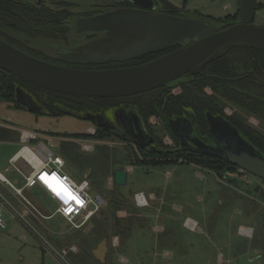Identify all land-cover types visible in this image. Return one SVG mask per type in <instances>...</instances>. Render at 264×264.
Segmentation results:
<instances>
[{
  "label": "rangeland",
  "instance_id": "1",
  "mask_svg": "<svg viewBox=\"0 0 264 264\" xmlns=\"http://www.w3.org/2000/svg\"><path fill=\"white\" fill-rule=\"evenodd\" d=\"M156 1L163 7L164 0ZM165 1L179 9H184L188 14L198 13L213 19L235 15L239 7L238 0ZM255 2L263 4L264 0H255ZM123 19L125 18L122 17L121 20ZM129 21L131 20L127 19L128 23ZM253 23L264 26V4L256 8ZM135 32H139L136 36L137 40L142 41V36H145L146 32L140 27L136 28ZM135 42L133 40L134 45H136ZM142 45L137 44V47ZM62 46L64 44H31V47L40 49L50 56ZM43 53L38 55L43 58ZM176 90L178 88L173 91ZM123 115L130 120L135 118L136 112L129 108L121 111L120 114L110 113L109 116L119 129L127 132L123 124L125 120ZM252 118L254 123L258 120ZM5 119L11 121L19 131L25 129L36 132L38 138L31 142L37 144L43 142L53 155H60L58 145L63 136L81 135L94 128L93 123L87 119L69 114L57 117L38 114L0 101V122ZM157 120L155 116L149 117L152 128L161 135ZM260 124L263 127L261 131L264 132V123L260 122ZM75 140L79 144L83 142L93 144L94 150L95 141L84 138H75ZM164 140L169 141L165 135H162V147L168 144ZM101 142L107 143L110 148L133 147L136 149L135 145L115 136L105 138ZM168 145L171 146L170 143ZM19 146L20 143L15 142V139L11 143L2 141L0 150V171L15 186H21L23 180L8 158ZM93 150L87 153L90 154ZM144 158L151 159L146 156ZM125 168L128 171L127 183L124 186L113 185L112 177H108L105 187L110 191L112 189V193L118 195L115 200L118 199L122 204L127 201L129 205L127 209L116 206V202L110 201L107 194L98 191L104 198V207L93 214V216L103 217L110 212V221L113 222L112 213L118 207L119 209L114 212L115 215L117 217L126 215L125 218L130 219L127 222V224L131 223L129 225L131 229L127 234L126 247L118 245L116 241L113 245L117 236L111 230L105 236L108 239L106 261L108 259L110 264H264V192L253 195L228 183L226 177L221 178L213 171L194 163L172 162L156 167L134 165ZM64 170L75 180L87 178L89 174L88 169L80 170L68 163L64 165ZM262 188L264 189V183ZM0 191L8 198L9 194L1 186ZM139 191L143 192L148 200V205L145 207L139 208L134 203L133 193ZM89 193L94 196L97 191L91 186ZM149 193L153 194L152 198ZM37 197L47 212L51 213L54 205L50 203L47 194L41 190ZM105 207L107 211H104ZM1 217L6 227L0 228V234L7 236H4L3 240L1 239L3 236L0 238L1 258L6 254L2 264H61V262L72 264L67 252L78 251L80 239L84 236L91 241L90 232L94 226L93 222L88 220L79 230L72 229L62 217L55 215L54 218L45 219L46 224L40 228L35 223V225L30 223L39 232L38 236L43 239L36 240L32 233L16 225L17 223L8 225L4 214ZM191 219L196 222L193 228L185 223ZM53 221L57 225H52ZM240 225L252 228L251 244H248L249 238L238 235ZM53 239L58 242L57 248L60 252L56 254V257L61 262L49 255L48 251L43 250L44 242H54L53 244L56 245ZM228 241L233 245L231 251L224 247ZM72 247L75 251L69 249ZM60 249H64L67 254L61 253ZM220 252H222L221 255Z\"/></svg>",
  "mask_w": 264,
  "mask_h": 264
},
{
  "label": "trees",
  "instance_id": "2",
  "mask_svg": "<svg viewBox=\"0 0 264 264\" xmlns=\"http://www.w3.org/2000/svg\"><path fill=\"white\" fill-rule=\"evenodd\" d=\"M263 4L256 3V8H260ZM165 6L172 10V12L178 10V7H175L168 1H165ZM237 16L238 14L227 15L223 18H218V22L221 21V24H224L222 27H225L234 23L237 20ZM59 22L57 16L43 5L29 8V6H24L13 0H0V38L33 56L42 58L38 54L42 55L43 52L40 49L31 47V44L22 43L27 38L30 39L36 36L45 37L50 32H53L54 29L55 31H59ZM156 56L151 55L143 58L136 56L126 61L108 60L106 62H91L71 61L43 53L42 59L80 68H109L140 64ZM248 59H254L251 63L259 70L258 72L262 76L260 78L263 79L264 48L256 49L242 44L234 46L224 56L209 62L205 65L201 73L185 74L183 76L184 79L176 85L165 84L146 92L121 97H88L56 92L26 82L0 69V101L12 104L16 108H22L16 102L17 90L21 89L35 103L38 110L34 111L35 113L54 117L69 114L83 119H85L84 115L86 113L110 114L111 111L117 112L119 109L126 110L132 108L135 110L141 125L154 138L155 143L158 146H162V135H166L163 132L166 129L165 121L166 119L177 116L190 118L191 122L199 128L203 124L206 125L205 112L223 113L227 106H235L245 115L252 116L264 123V80H247L250 85H245V78L250 76L247 70L252 69V66L247 65ZM241 65L244 67L242 75L246 77H243L242 80L240 78L241 83L240 81L239 83L240 87H246L247 92H245V89H236L238 77L236 78L235 72L238 67H242ZM206 86H209L211 91H205ZM174 87H179V91L172 92ZM150 116H155L163 125L164 129H158V131L161 130V135L152 128L153 126L149 122ZM239 117L242 119L241 115ZM3 123L12 126V122L6 119L3 120ZM92 123L95 129L94 134L83 133L81 135L63 136L58 145L60 152V155H58L64 159L65 164L68 163L70 166L80 170L88 169L89 174L87 178H84L89 180L90 186L95 188L97 193L99 191L107 194L110 197V201L114 200L116 206H121L124 209H127L129 205L126 203L122 204L118 199L115 200V197H118V195L113 194L112 189L110 191L105 187L107 178L112 177L113 171L116 168L133 167L134 165L156 167L172 162H186L211 169L219 177L223 178V170L229 169L227 166H231L229 163L221 160L199 156H189L184 157L182 160H172L168 158L169 156H166L167 152L163 149L161 152H155L141 147H138V151L133 147L110 148L107 143H102L101 141L110 136L117 138H120V136L110 129L99 126L94 122ZM2 130L4 129L0 127V137ZM249 132L252 142L261 148L264 143V134L262 131L252 125L249 128ZM18 134L15 129L7 131V137L10 139H18ZM75 138L95 141L93 152L88 154L81 151L80 144ZM145 156L151 157V159H146L144 158ZM107 208L104 211H107ZM118 209L116 207L115 211ZM114 212L111 218L113 222L110 221V212L107 215H103V217L92 216L89 219L94 224L90 232L91 241L87 236H84L80 239L78 251L67 252L72 264H110L108 259L104 263H99L92 255L91 250L101 239L110 233V230L118 238H122V234H128L130 232L131 227L129 225L131 223L127 224L130 219L125 218L126 215L117 217ZM72 229L79 230L80 228Z\"/></svg>",
  "mask_w": 264,
  "mask_h": 264
},
{
  "label": "water",
  "instance_id": "3",
  "mask_svg": "<svg viewBox=\"0 0 264 264\" xmlns=\"http://www.w3.org/2000/svg\"><path fill=\"white\" fill-rule=\"evenodd\" d=\"M130 1L141 6L142 9H152L154 3L152 0ZM238 4L237 20L225 27H222L224 24L214 25L198 18L165 16L161 21L170 24L171 42L184 45L140 64L109 68L67 66L33 56L0 38V69L49 90L88 97H121L146 92L165 84L176 85L184 79L186 73L199 74L207 63L224 56L234 46L245 44L251 48H264V26L253 23L255 0H238ZM141 11L143 13V10ZM146 17L150 20L148 16ZM142 18L144 17L136 18V26L142 24ZM159 21L153 18L150 24L153 23L155 26ZM125 37L127 38V35ZM137 48V44H129V42L92 44L90 49L84 47L81 50L63 53L59 57L71 61L106 62L136 57L147 51V48ZM16 102L29 111H38L32 99L21 89L17 90ZM123 110L119 109L116 113L120 114ZM84 118L104 128L108 127L102 113H86ZM123 118L127 119L124 115ZM208 118L209 121L213 120L212 124L217 120L209 114ZM130 123L134 133L141 136L144 127L137 114L135 118L130 119ZM166 123L170 128V124L178 123L184 125L188 132L193 130L190 120L186 117L166 119ZM223 124L231 130V133L228 132L225 138L218 140L215 147L204 144L198 137L193 139L189 137L194 144L192 149L218 156L264 179V153L227 121L224 120ZM113 132L117 133V130ZM143 139L144 144L142 141L138 143L141 147L148 146L153 141L150 135ZM127 171L126 168H116L112 175L113 184L124 186L127 183ZM107 251L108 239L104 237L91 252L99 263H104Z\"/></svg>",
  "mask_w": 264,
  "mask_h": 264
},
{
  "label": "flooded vegetation",
  "instance_id": "4",
  "mask_svg": "<svg viewBox=\"0 0 264 264\" xmlns=\"http://www.w3.org/2000/svg\"><path fill=\"white\" fill-rule=\"evenodd\" d=\"M20 4H23L24 6H29V8L32 7H40L41 5L49 8L59 19V26L60 30L50 32L45 37H34L30 38L23 42L22 44H64L61 49H57L54 51L53 56L59 57L63 53H68L71 51H77L81 50L84 47H88L90 49V46L92 44H126V42L129 44H133V40L136 41V44H143L137 49H146L145 53L138 55L137 57H148L151 55H161L163 53H166L176 47L182 46L184 44L180 43H173L172 40V34L170 32V24L165 23V21H161L164 19L165 16H176V17H183V18H190V17H197L198 19L205 20L211 24L217 25L220 24L219 19H213L209 17H204L200 14H188L184 9L176 10L175 12H172V10L168 9L165 6V0L163 3V7L159 6L156 0H152L154 3L153 8H147L142 9L141 6L134 4L130 0H13ZM239 8V7H238ZM143 10V13L142 11ZM136 12H141L140 14H137ZM238 13V9L235 12V15ZM164 15V16H163ZM234 15V14H233ZM148 16L150 20L153 18L159 19V23L155 24L153 26V23L150 24V20L146 17ZM201 16V17H200ZM124 17L125 19L121 20V18ZM142 18L141 23L138 24V26L135 25L136 18L139 19ZM127 19H130L129 23L127 22ZM148 22V23H146ZM142 28L146 34L143 37L142 41H138L136 36L139 35V32H135L136 28ZM130 31L131 33H129ZM127 35V38L125 37ZM112 36V38H111ZM21 44V43H20ZM73 44V45H70ZM52 56V55H51ZM130 58H124L120 60H128ZM254 60V59H253ZM253 60L248 59L247 65L252 66V69H249V75L247 78H245V85L250 83L247 80H255L258 81L259 79H262V77L259 74V70L254 67V65L251 63ZM243 62V61H242ZM208 64V63H207ZM206 64V65H207ZM242 66V65H241ZM205 67V66H204ZM203 67V69H204ZM244 67H238L235 74L236 78L238 77L236 83V89H245V92H247L246 87L242 88L240 87V83L243 77L242 73L244 72ZM254 68V69H253ZM202 69V71H203ZM201 71V72H202ZM200 72V73H201ZM190 73V72H188ZM186 73V74H188ZM192 74V73H191ZM241 78V79H240ZM240 79V80H239ZM264 80V78L262 79ZM240 81V83H239ZM175 88H178V90L173 91ZM172 92H178L179 87H174ZM205 91H211V88L209 86L205 87ZM249 92V91H248ZM129 109V108H128ZM127 110V109H126ZM114 111H111L110 113H113ZM109 114V113H108ZM108 114H104L105 120L108 124L107 129H110L112 131L117 130V134L120 136V138L128 140L127 142L129 144L135 145V150H139V141H142L144 144V137H148L149 133L148 130L144 127L143 134L141 136H137L136 133H134V130L131 127V123L129 119L124 120L123 124L127 129V132L123 131L122 129H119L115 123H113L111 120L112 117H110ZM208 114L212 117L217 118L215 122L212 124V121H209ZM239 115H241L242 119H240ZM179 117H186V116H177L174 118ZM169 118V119H174ZM188 118V117H186ZM190 120V118H188ZM224 120L227 121L232 127H234L236 130H238L244 138H246L250 143H252L255 147H257L260 151L264 153V143L263 146L260 148L256 144H254L250 137L249 128L253 125L259 130H263L262 125L257 120L254 123V120L252 116L245 115L240 109L237 107H226L223 111V113H210L205 112V121L206 125L203 124L199 128L194 125L191 120V125L193 130L191 132H188L182 124H170L171 128L168 127L166 121V129H164L163 125L160 123V121L157 120L156 123L159 124L160 129H164L163 132L166 133L165 137L169 140L165 143H170L171 146L166 144L167 146H158L155 143V140L153 138V141L150 145L141 147L143 149H146L148 151H155V152H161V150H165L167 152L166 156H169V159L172 160H182L184 157H203L208 159H217L224 162L229 163L231 166L229 169L223 170V175L226 177V181L240 189H243L245 191L250 192L251 194L255 195L257 193L264 192V189L262 188V184L264 183V179L251 173L246 170L241 169L237 165L230 163L222 158H219L215 155H210L206 153L197 152L196 150H193L194 144L189 139H193L194 137H198L204 144L212 145L215 147L217 144V141L221 138H225L226 134L228 132L231 133V130L225 126ZM242 123H240V122ZM215 127V128H214ZM225 128V129H224ZM94 129V128H93ZM184 131V132H183ZM189 134H186V132ZM95 132V129H94ZM229 133V134H230ZM264 134V132L262 131ZM151 136V135H150ZM140 138V140L138 139ZM211 170V169H209ZM213 171V170H211ZM215 174H217L215 171H213ZM128 204V202H125ZM128 235L126 233L122 234V238L120 237V240L118 238V245H122L123 247H126Z\"/></svg>",
  "mask_w": 264,
  "mask_h": 264
},
{
  "label": "built area",
  "instance_id": "5",
  "mask_svg": "<svg viewBox=\"0 0 264 264\" xmlns=\"http://www.w3.org/2000/svg\"><path fill=\"white\" fill-rule=\"evenodd\" d=\"M90 132L93 133L94 130H90ZM37 138L36 132L21 129L19 131L20 147L9 158V162L23 176L24 187H40L55 205L51 213H39L41 218L49 219L54 215H58L71 228H80L103 206L104 198L99 193L94 196L90 195L91 186L88 179L83 178L78 181L66 173L64 159L59 155H53L46 144L31 142L37 140ZM80 149L86 153L90 152L93 150V144L89 145L83 142L80 144ZM20 160H23L29 166V171L25 172L17 165ZM7 182L26 204L24 215L33 213L32 211L35 210L32 208L31 200L24 194V188L16 187L11 182ZM133 199L135 205L139 208L148 205V200L141 191L134 192ZM186 223L192 227L195 226L192 220H187ZM4 227L5 222L0 213V228ZM239 230L248 235L251 233L249 228H240ZM115 241L118 243V237L114 239L113 245ZM69 249L74 250L73 247Z\"/></svg>",
  "mask_w": 264,
  "mask_h": 264
},
{
  "label": "crops",
  "instance_id": "6",
  "mask_svg": "<svg viewBox=\"0 0 264 264\" xmlns=\"http://www.w3.org/2000/svg\"><path fill=\"white\" fill-rule=\"evenodd\" d=\"M11 122V121H10ZM0 127H2L4 130L1 131V137H0V150H1V147H2V141H6L7 143H11L14 141V138L10 139L7 137V131L10 130V129H15L17 131V133H19V130L17 128H15L12 124L9 125L7 123H3V122H0ZM19 135V134H18ZM19 137L18 139L15 138V142H19ZM18 149V148H17ZM17 151V150H16ZM15 151V152H16ZM14 152V153H15ZM13 153V154H14ZM12 154V155H13ZM10 155L9 158L12 156ZM8 158V160H9ZM17 165L23 169L25 172L29 171L30 168L29 166L23 161V160H20ZM14 170L17 172V174L22 178L23 180V184L21 186H16V187H23L24 186V178L23 176L16 170L15 167H13ZM0 173L2 174V176H4V179L5 180H2L0 179V186L3 190H5L9 196L8 198L5 196V194L0 191V213L1 215L4 214L5 216V219L8 221L7 224L8 225H11L12 223H17L16 225H19L21 226L22 228L28 230V232L32 233L33 237L36 239V240H41L42 238H40L38 236V231L36 230L35 227H32V225H38L39 228L40 226H43L46 224L45 222V219L41 218L39 216V213L40 214H48L45 206L43 204H41L39 202V199L37 196H39L40 194V191L43 190L41 189L40 187H33V188H28V187H25L24 188V194L26 196H28V198L31 200L32 202V208H34L35 211H32L33 213H29V214H25L24 215V209H25V206L26 204L23 202V200L21 199V197L19 195H17L15 193V191L13 190V188L10 186V184L7 182L9 181V179L7 177H5V175L0 171ZM73 178V177H72ZM11 182V181H9ZM12 183V182H11ZM13 184V183H12ZM37 188L39 190H37ZM37 190V192H36ZM44 191V190H43ZM45 192V191H44ZM149 196L152 198L153 197V194L152 193H149ZM50 200V199H49ZM50 203L52 205L53 202L50 200ZM51 205V207L53 208V206ZM54 208H55V205H54ZM54 210V209H53ZM55 216V215H54ZM54 216H52L51 218H54ZM49 218V219H51ZM192 220V219H191ZM193 221V220H192ZM196 225V222L193 221ZM31 223V224H30ZM35 223V224H34ZM186 223V222H185ZM57 225L55 221H53L52 225ZM187 225V223H186ZM189 227L193 228L192 226L188 225ZM6 227V226H5ZM4 227V228H5ZM4 228H1V229H4ZM240 228H249L251 231H252V228L251 227H248V226H245V225H240L239 229ZM19 230V228H18ZM22 232V231H20ZM239 232V236L241 237H244V238H249V242L248 244H251V236H252V233H250V235L248 234H245V233H242L240 232V230H238ZM6 233V232H5ZM3 236V237H2ZM4 236L7 237L5 234H0V238L3 240L4 239ZM44 236V235H43ZM45 237V236H44ZM43 240V239H42ZM55 239H53L52 241H54ZM54 243V242H53ZM53 243H50V242H44V246L42 245L43 247V250L44 251H48L49 252V255H51L53 258L57 259L59 262H61L59 260V258L56 257V254H59L60 251H58L59 249L57 248L58 246L57 245V240H55V243L56 245H54ZM224 247L228 250V251H231L233 245L230 241L226 242ZM95 248V247H94ZM61 250V253L63 252L64 254H66V252L64 251V249H60ZM71 250V249H70ZM75 251V250H74ZM92 251V250H91ZM92 253V252H91ZM222 252H220V255H221ZM6 254L4 255L3 258H5ZM3 258H1V255H0V264H2V261ZM62 264V262H61Z\"/></svg>",
  "mask_w": 264,
  "mask_h": 264
},
{
  "label": "bare ground",
  "instance_id": "7",
  "mask_svg": "<svg viewBox=\"0 0 264 264\" xmlns=\"http://www.w3.org/2000/svg\"><path fill=\"white\" fill-rule=\"evenodd\" d=\"M88 130H89V128H88ZM93 130H94V129H93ZM88 133H90V134H93L94 132H93V133H91V132H90V130H89V131H88ZM19 147H20V146H19ZM0 179L4 180V176H2V174H1V173H0ZM23 188H25V187L23 186ZM30 188H31V187H30Z\"/></svg>",
  "mask_w": 264,
  "mask_h": 264
}]
</instances>
